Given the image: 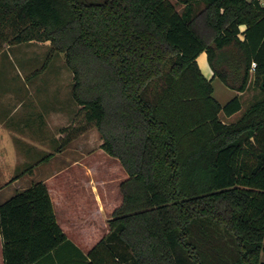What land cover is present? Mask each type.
Masks as SVG:
<instances>
[{
  "label": "trees",
  "instance_id": "16d2710c",
  "mask_svg": "<svg viewBox=\"0 0 264 264\" xmlns=\"http://www.w3.org/2000/svg\"><path fill=\"white\" fill-rule=\"evenodd\" d=\"M30 40L73 71L81 107L64 144L95 124L127 173L85 264H264V96L227 122L241 99L223 104L213 85L245 90L256 61L264 91V0H0V50ZM67 171L0 201L4 264L71 240L49 189L67 192Z\"/></svg>",
  "mask_w": 264,
  "mask_h": 264
},
{
  "label": "rangeland",
  "instance_id": "374dc122",
  "mask_svg": "<svg viewBox=\"0 0 264 264\" xmlns=\"http://www.w3.org/2000/svg\"><path fill=\"white\" fill-rule=\"evenodd\" d=\"M178 7L183 11L185 4L178 3ZM5 67L11 68L15 75L5 73ZM0 72V86L5 88L4 85L12 84L13 89L20 94V99H23L20 105L25 110L24 114L33 116L39 121L43 119L42 114L46 115L49 111L58 109L59 102L62 101V110L68 109V112L65 111L62 114L60 127L72 126L70 124L79 110V104L72 93L73 71L66 63L65 53L56 51L49 40L6 44L4 51L0 54ZM213 85L215 97L223 104L237 94L236 89L230 87L218 76L214 77ZM251 99L252 93L249 90L243 95L242 111L249 107ZM221 116L225 119L228 117L224 111H221ZM78 125L83 129L87 128L84 131L79 129L68 134L71 137L65 144L64 129L58 126L50 128L49 140L45 141L47 146L44 151L36 152L34 163L45 161V157L57 151L61 142L62 154L49 163L40 162L43 165L38 164L41 166L38 174L37 168L31 167V170L34 168V172L29 174V177L36 181L47 178L55 172L58 165L62 164V171L69 169L67 173L72 174L71 186H96L99 189L104 202L107 200L103 216L109 217L112 208L122 200L120 183L127 177V173L117 158L109 156L101 148L103 138L95 124L83 121ZM83 190L86 198L89 199L88 189Z\"/></svg>",
  "mask_w": 264,
  "mask_h": 264
},
{
  "label": "crops",
  "instance_id": "0c3cea01",
  "mask_svg": "<svg viewBox=\"0 0 264 264\" xmlns=\"http://www.w3.org/2000/svg\"><path fill=\"white\" fill-rule=\"evenodd\" d=\"M246 27V24L241 25L242 30H245ZM241 37H244L243 33H241ZM4 49L5 47L0 50V54ZM198 61L204 73L212 77L214 71L209 63L206 50L198 55ZM5 69V73L15 75L11 68L5 67ZM4 86L6 87L0 86V201L9 199L18 190L25 189L36 182L35 179L29 177V174L34 172V168H37L38 174L39 168L44 163H49L62 154V147L58 146L56 152H51L49 157H45V161H40L43 164L34 163L36 152L44 151L47 146L45 141L49 140L50 128L62 126V114L65 111L68 112V109L62 110L61 101L58 109H53L46 115L42 114L43 119L37 121L33 116L24 114L25 110L20 105L23 99H20V94H17V90L13 89L12 84ZM249 90L252 93L250 104L264 96V91L255 82V70H251L247 88L243 91L236 90V95L241 99L242 108L243 95ZM80 107L81 105H79ZM242 108L232 115H228L226 119L221 117L227 122L235 121L244 113L245 110L242 111ZM57 137L59 139V134ZM25 166L29 169L34 168L26 170ZM61 172L62 164L58 165L55 172L49 177L41 179H51ZM68 188L66 192L62 186H49L58 219L71 240L60 243L33 264H85L87 260L85 254L108 231L107 220L110 216H103L107 200L104 202L99 189L96 186H68ZM83 189H88L89 199L86 198ZM67 194H70L71 199ZM0 264H4L1 233Z\"/></svg>",
  "mask_w": 264,
  "mask_h": 264
},
{
  "label": "built area",
  "instance_id": "2783aa9c",
  "mask_svg": "<svg viewBox=\"0 0 264 264\" xmlns=\"http://www.w3.org/2000/svg\"><path fill=\"white\" fill-rule=\"evenodd\" d=\"M256 65H257L256 61H253L252 62V70H255Z\"/></svg>",
  "mask_w": 264,
  "mask_h": 264
}]
</instances>
